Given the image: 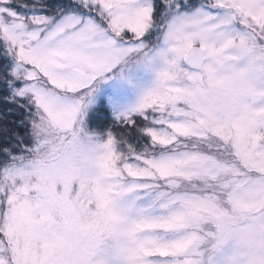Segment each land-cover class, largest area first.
I'll use <instances>...</instances> for the list:
<instances>
[{
  "label": "snow or ice",
  "instance_id": "obj_1",
  "mask_svg": "<svg viewBox=\"0 0 264 264\" xmlns=\"http://www.w3.org/2000/svg\"><path fill=\"white\" fill-rule=\"evenodd\" d=\"M0 264H264V0H0Z\"/></svg>",
  "mask_w": 264,
  "mask_h": 264
},
{
  "label": "trees",
  "instance_id": "obj_2",
  "mask_svg": "<svg viewBox=\"0 0 264 264\" xmlns=\"http://www.w3.org/2000/svg\"><path fill=\"white\" fill-rule=\"evenodd\" d=\"M0 139H2V136H0Z\"/></svg>",
  "mask_w": 264,
  "mask_h": 264
}]
</instances>
